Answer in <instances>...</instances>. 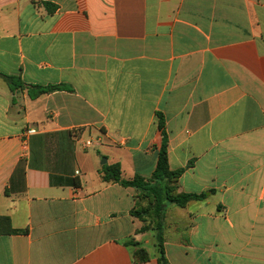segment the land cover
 Wrapping results in <instances>:
<instances>
[{"label": "crops", "instance_id": "1", "mask_svg": "<svg viewBox=\"0 0 264 264\" xmlns=\"http://www.w3.org/2000/svg\"><path fill=\"white\" fill-rule=\"evenodd\" d=\"M159 115L204 195L165 205L167 264H264V0H0V217L25 231L0 223V264H135L130 240L158 264L100 160L148 179Z\"/></svg>", "mask_w": 264, "mask_h": 264}, {"label": "trees", "instance_id": "2", "mask_svg": "<svg viewBox=\"0 0 264 264\" xmlns=\"http://www.w3.org/2000/svg\"><path fill=\"white\" fill-rule=\"evenodd\" d=\"M18 80V79H17ZM5 81L10 90L19 88L15 77L5 76ZM58 89L57 87H36V92L29 95L36 98L43 93H49ZM158 128L161 133V144L157 155V162L154 171L148 179L140 176H134L130 180L121 179V172L118 165L107 166L104 164L100 171L101 179L104 182H118L123 187H131L135 190V204L131 210V216L142 223L139 232L153 231L156 238V251L158 264H167L163 250V220L165 215V205L173 204L177 207H184L191 200L204 198V195H192L177 192V182L183 170H170L167 157V135L164 131L162 117L158 116ZM0 223L5 224L4 233L19 234L25 231L12 230L9 219L0 217ZM129 246L133 248V259L135 264H141L149 259L146 250L139 242L128 241Z\"/></svg>", "mask_w": 264, "mask_h": 264}, {"label": "built area", "instance_id": "3", "mask_svg": "<svg viewBox=\"0 0 264 264\" xmlns=\"http://www.w3.org/2000/svg\"><path fill=\"white\" fill-rule=\"evenodd\" d=\"M34 130H28L26 131V134L30 135V134H34ZM99 137H91V138H87L85 141H84V147L85 148H91V147H94L96 145H99L100 141H99Z\"/></svg>", "mask_w": 264, "mask_h": 264}, {"label": "water", "instance_id": "4", "mask_svg": "<svg viewBox=\"0 0 264 264\" xmlns=\"http://www.w3.org/2000/svg\"><path fill=\"white\" fill-rule=\"evenodd\" d=\"M100 163H101V164H105V163H106V159H105V158H102V159L100 160Z\"/></svg>", "mask_w": 264, "mask_h": 264}, {"label": "rangeland", "instance_id": "5", "mask_svg": "<svg viewBox=\"0 0 264 264\" xmlns=\"http://www.w3.org/2000/svg\"><path fill=\"white\" fill-rule=\"evenodd\" d=\"M92 150H93V148H92ZM148 248H149L148 250L151 252V251H152V249H151L150 247H148Z\"/></svg>", "mask_w": 264, "mask_h": 264}]
</instances>
